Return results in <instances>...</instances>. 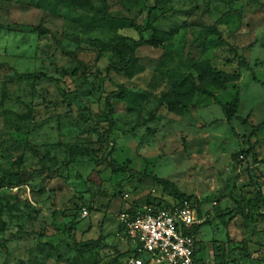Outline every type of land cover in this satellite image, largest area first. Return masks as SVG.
<instances>
[{"label":"rangeland","instance_id":"1","mask_svg":"<svg viewBox=\"0 0 264 264\" xmlns=\"http://www.w3.org/2000/svg\"><path fill=\"white\" fill-rule=\"evenodd\" d=\"M149 1L107 0L108 12L140 24ZM254 1L160 0L149 24L166 37L135 49L144 69L128 77L106 68L119 66L113 44L138 39L132 28L108 31L83 5L0 0V264H124L113 260L133 244L119 214L175 200L143 174L199 203L208 221L195 234L199 257L264 264V126L250 139L254 159L244 155L250 128L239 121L264 120V85L253 79L264 80V0ZM39 24L47 33L23 29ZM202 60L238 76L225 89L207 87L221 104L238 94L237 118L227 121L203 96L182 114L163 105L172 82L195 74ZM119 86L130 96L113 100L114 129L102 141L104 99ZM72 144L101 150L75 153L58 167ZM108 154L136 173L112 172ZM71 220L74 236L66 231ZM96 239L87 249L77 245Z\"/></svg>","mask_w":264,"mask_h":264},{"label":"trees","instance_id":"2","mask_svg":"<svg viewBox=\"0 0 264 264\" xmlns=\"http://www.w3.org/2000/svg\"><path fill=\"white\" fill-rule=\"evenodd\" d=\"M49 1L50 5L52 7L62 4H74L77 6H87L91 11L94 13V22L99 23L100 26H103L105 29L111 32H115L120 29L124 28H132L136 31L138 34V39H129L128 41L124 39H119L115 44H113V47L115 49V52L119 59V66L110 65L106 68V72L109 73L110 71H114L116 73H121L125 76L131 77L137 73H140L143 71V66L139 63V57L135 54V49L139 47H156L159 45L164 38L166 37L165 32L158 30L157 28L151 26L149 24V15L151 13L152 8L157 7L160 4V0H150L148 5L145 7V16L143 21L140 24H137L132 18L128 17H116L112 16L108 12V3L107 0H99L100 7L96 9L93 7L89 0H46ZM254 1V0H253ZM255 2V1H254ZM4 28L2 25H0V29ZM27 32L30 33H36L38 35H43L47 33V30L41 25L37 26H25L23 28ZM212 31L217 34L218 40L223 44L228 46V44L222 39L221 33L217 30L216 24L212 26ZM148 30L152 31V34L149 37L144 36V33ZM229 50L233 54V58L238 62V65L248 69V64L245 60V58L241 55H238L235 51V49L231 46H229ZM193 70L194 73H186L180 76V78L175 79L168 90L163 94L162 96V103L165 106V108L169 112H173L175 114H182L187 110V107L191 100L195 96H203L212 99L216 104H218L221 107L222 113L224 118L227 121H230L232 119L237 118L236 111L239 106V97L238 94H235L230 102L226 104H221L219 100L216 98V96L210 92L207 87L213 86L218 89H225V85L231 82H234L238 79V76L236 74H228L223 71L215 70L211 67L208 61L202 60L198 61L195 64H193ZM17 73V72H16ZM24 76H29L32 74H21ZM253 79L260 83L261 85H264V80L259 81L255 77ZM130 93L126 92L122 86H119V90L117 92H110L107 94V96L104 99V109L101 113L102 117L104 118V121L106 122V129L102 134V141H109V136L114 129V123L112 119L113 115V100H124L125 98L129 97ZM3 97H5V92H3ZM240 123L243 126H247L250 128V133L248 135V138L246 140L247 144L249 145V148L247 151L244 152V155L247 156L249 154H252L253 158L255 159V155L253 152V143L250 142V139L252 137H255L256 133L264 126V120L259 123L258 125H252L249 123L245 118L239 119ZM242 139H244V136H242ZM102 143L100 142V145ZM100 147L94 149L91 146L87 147H80L75 144H72L69 146V158L66 161H63V164L60 165H70L73 163V157L75 153H80L84 155H90L92 153L100 152ZM33 154L38 155V153L35 150H32ZM107 167L114 173H130L135 174L136 172L131 170L125 165H121L117 163L113 158H111L110 154H108L107 159ZM146 178L151 179L154 183L160 185L162 187L163 191H170L172 192L175 200H191V196H186L179 192L177 187L169 182L166 179L159 178L155 175H145ZM196 203L197 208V215L199 217H202V213L200 210L199 203L194 200ZM150 204V202H149ZM169 205V202H157L154 206H161V205ZM152 206V205H149ZM130 215H134L135 212H128ZM141 212V211H140ZM208 222L205 220L203 223ZM198 224L190 229L185 230V233L192 234L195 236L197 231L199 230V227L203 224ZM75 222L73 220L70 221L69 226L66 227V231L70 236H74L75 233ZM100 240H87L84 242H77V245H79L82 248H90L93 245L100 244ZM51 247V246H49ZM130 253L129 250H126L125 252L119 253L117 257L114 258L113 262H116L117 259L122 257V260L124 262V258ZM218 257V255H216ZM221 260H217V262H223L226 264H234V262H229L228 260L224 259V256L221 255Z\"/></svg>","mask_w":264,"mask_h":264},{"label":"built area","instance_id":"3","mask_svg":"<svg viewBox=\"0 0 264 264\" xmlns=\"http://www.w3.org/2000/svg\"><path fill=\"white\" fill-rule=\"evenodd\" d=\"M85 209L82 215H86ZM118 220L133 244L124 264H200L195 257L196 239L185 230L201 224L192 200H174L169 205L144 206L134 215L122 212ZM203 264H226L211 261Z\"/></svg>","mask_w":264,"mask_h":264},{"label":"crops","instance_id":"4","mask_svg":"<svg viewBox=\"0 0 264 264\" xmlns=\"http://www.w3.org/2000/svg\"><path fill=\"white\" fill-rule=\"evenodd\" d=\"M197 244H196V247H195V257H196V260L198 261V263L200 264H203V263H207V262H211V261H214L213 259L210 258V256L212 255L213 258H215V255L214 253L212 254V252L208 255H206V257H199L198 256V252H197ZM217 261V260H216Z\"/></svg>","mask_w":264,"mask_h":264}]
</instances>
